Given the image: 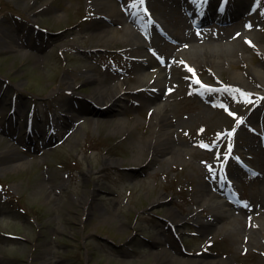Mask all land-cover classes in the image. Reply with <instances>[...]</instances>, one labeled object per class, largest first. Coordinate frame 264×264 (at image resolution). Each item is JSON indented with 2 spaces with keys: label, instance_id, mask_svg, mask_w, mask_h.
Listing matches in <instances>:
<instances>
[{
  "label": "rangeland",
  "instance_id": "obj_1",
  "mask_svg": "<svg viewBox=\"0 0 264 264\" xmlns=\"http://www.w3.org/2000/svg\"><path fill=\"white\" fill-rule=\"evenodd\" d=\"M96 2L0 0V264H194L225 256L232 258L230 264H264V217L254 213L264 210V175L231 177L246 203L242 207L235 198L240 205L225 216L206 191L210 162L254 155L248 158L263 169L255 161L259 150L243 144L251 136L256 146L252 128H264L258 83L264 78V0H246L240 23L210 41L236 56L224 55L216 66L199 63L192 50L175 58L181 43L169 36L146 42L145 51L123 50L132 43L129 36L102 37L98 31L133 24L96 18ZM161 4L157 11L151 0L144 6L172 28V16L158 14L175 3L157 0ZM175 27L174 38L189 29ZM147 47L158 53L155 65L174 58L182 72L180 77L166 72L162 86L169 108L158 123L172 128V144L188 149L176 159L157 147L147 151L145 139L153 127L147 84L158 80L147 75L154 66L136 59ZM88 74L130 88L121 95L124 109H104L98 124L92 123L96 116L85 99L99 81L87 80ZM236 78L254 88H243ZM200 81L215 89L198 93ZM169 208L184 218L178 221ZM196 219L213 222L210 237L192 234L199 232ZM172 222L184 247L170 232ZM241 230L252 234L253 247L244 249L248 238L239 237ZM162 249L166 253L155 257Z\"/></svg>",
  "mask_w": 264,
  "mask_h": 264
},
{
  "label": "bare ground",
  "instance_id": "obj_2",
  "mask_svg": "<svg viewBox=\"0 0 264 264\" xmlns=\"http://www.w3.org/2000/svg\"><path fill=\"white\" fill-rule=\"evenodd\" d=\"M239 2V4L241 5V9H238L234 12H232L230 14V18H226V17H222L221 20L222 24H225V26L221 27L220 30H211V31H200L198 33H196V35H190L189 37H185L183 35H179V38L181 39V41H185L184 43V48H179L178 51L176 53L173 54V56L175 58L177 57H185L187 56L188 52L195 51V55L196 58L198 60L199 63H207V62H211L214 66L217 65V62H221V60H218L220 57H224V55L229 56V60H235L236 56H234L233 51L231 50V52H227L226 49L228 50L229 47L226 46L224 47V45H210L214 39H218L221 38L218 35L223 34L224 32L228 31L229 28L231 27H235V25H237L240 20V18L242 17V5L244 6L246 4V0H237ZM151 3L153 4L152 7L153 9H158L157 6V0H151ZM97 4V14L98 15H102V16H107L109 17L112 21H115L116 23L122 22V20L124 19L125 22H127V20H138L136 18V15H129L126 12H123V9L125 7H121L116 0H97L96 2ZM124 4V3H123ZM136 14H139L136 13ZM140 15V14H139ZM180 22H183L182 19L179 20ZM205 22L208 23V20H205ZM175 29V28H174ZM168 32H170V30L168 29ZM99 34H102V37H106L107 35H110L112 37H114L115 35H119L120 34H126L127 36H129V40L130 42H132L131 44L129 43V46H125L123 50H128L130 49V47H132L133 51L137 52L139 50L141 51H145L144 47L147 45L146 41L141 37V35L138 33V31L134 30L133 28L129 27L127 24H125V26H123V29L121 31H118L117 29H114L110 26L105 27V28H100L98 31ZM153 36V35H152ZM152 36L147 35L145 37L146 38H152ZM108 39V38H107ZM150 40H147V42H149ZM203 41V42H202ZM205 41H207L208 43H204ZM196 42H198L199 44H197ZM210 42V43H209ZM133 44V45H132ZM183 44V43H182ZM200 49L201 50V55L198 56L197 54V50ZM138 53V52H137ZM135 55L136 54H132ZM145 57H141V60H146L145 63L146 65L149 66H154L152 68V71L148 72V77H153V76H158V80L157 82H153V83H149L147 85L151 86V87H155L154 90H152L154 92V98L148 100V106L150 109H152V122H153V127L150 128V131L148 133V135L146 136L145 142H146V147H147V151L149 150V148L151 149H159L160 151L166 152V154L168 155L169 158L171 159H176L178 158L180 155L185 154L186 151H188L187 148H185V146L183 145H174L171 143V141H169V137L168 135L172 133V128L170 126H158V123L160 122V120H163L164 117L167 116V112H168V108H169V103L167 101V98H165V94L166 93V89L165 87L163 88L162 86V82H166L168 81V78H166V72L168 71V74L171 72H175L178 73L179 77L182 74V72L180 71V68L176 65L175 62H173L171 59H169L168 61H165L164 65H159L158 67L155 65L156 64V60L154 58L157 59L158 54L156 52H148L147 54H144ZM239 57V56H238ZM237 57V58H238ZM142 64V63H141ZM145 65V64H144ZM157 67V68H156ZM145 71L144 69H142V72ZM143 74H139L138 78L140 79V77ZM237 76V75H236ZM238 77V76H237ZM87 80H91V81H95L99 83L93 87L92 92L90 95H88L89 100L95 104L96 107H102V106H107V108H111L113 109L114 107L117 108V110H121L124 109V102H122V97L121 95L124 94V92L130 88L125 87L124 86V81L120 82V84H112V85H106L102 80H98L96 78V76L92 75V74H88L86 76ZM237 81H239L242 86L244 88H252L253 86L251 84H249L248 81L245 80H241L239 78H236ZM260 88H263L264 91V78L261 79L260 82ZM159 84V85H158ZM67 85L69 87H73V84L71 83H67ZM148 88V87H147ZM164 94V97H163ZM95 107V108H96ZM99 110V109H98ZM255 116V115H253ZM95 123H99V120L96 119ZM155 141V145L152 144V142ZM243 146L245 148H251V149H256L254 142H253V138L250 139H245V143L243 144ZM116 159L113 158H107V163H114L116 162ZM200 176V175H198ZM201 188H203V184H200ZM199 185V186H200ZM207 188V186H206ZM212 188L209 187V191L208 189L206 190L209 194V197H211V199L214 201L215 204V208H217L218 213L220 216H225L226 214H230L231 210L228 207L227 203L219 200L216 198V193L213 192L211 190ZM162 197V196H161ZM160 198V197H159ZM87 200V198H86ZM197 208L199 210L204 208V202L203 203H199V205L197 206ZM196 208V209H197ZM168 212L171 215H176L175 214V210L174 208H169ZM255 212L259 213V218L264 217V211H258L256 210ZM184 216H179L176 215V219H178V221H180L181 219H183ZM214 219H216V217H214ZM197 222H199L198 224L200 225L199 230L201 231L202 234H209L213 231L214 225L213 222L211 221H204V220H198L196 219ZM252 221L255 220V218L252 216ZM259 221V220H257ZM256 221V222H257ZM255 224V223H254ZM232 231H236V230H232ZM237 233H239L237 231ZM242 230L239 233V237L240 235L243 237H248V241L247 244L248 247H253L255 244V242L252 240V234H244L242 235ZM238 237V238H239ZM244 243V241H243ZM161 252H165V251H161ZM166 253V252H165ZM159 254V251L155 252V257H157V255ZM168 257L167 255H165V258ZM171 258H174L175 256H170ZM232 261L231 257H227V258H219V259H202L199 260L197 262H194V264H230Z\"/></svg>",
  "mask_w": 264,
  "mask_h": 264
},
{
  "label": "snow or ice",
  "instance_id": "obj_3",
  "mask_svg": "<svg viewBox=\"0 0 264 264\" xmlns=\"http://www.w3.org/2000/svg\"><path fill=\"white\" fill-rule=\"evenodd\" d=\"M139 2L142 4L143 3V0H139ZM191 70V69H189ZM202 147H207V145H201Z\"/></svg>",
  "mask_w": 264,
  "mask_h": 264
}]
</instances>
